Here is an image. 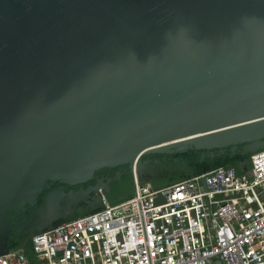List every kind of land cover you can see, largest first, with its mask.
<instances>
[{
  "label": "water",
  "instance_id": "obj_1",
  "mask_svg": "<svg viewBox=\"0 0 264 264\" xmlns=\"http://www.w3.org/2000/svg\"><path fill=\"white\" fill-rule=\"evenodd\" d=\"M191 150H264V0H0V257L8 214L50 183L122 165L138 181L143 157ZM74 202L50 192L19 227Z\"/></svg>",
  "mask_w": 264,
  "mask_h": 264
},
{
  "label": "built area",
  "instance_id": "obj_2",
  "mask_svg": "<svg viewBox=\"0 0 264 264\" xmlns=\"http://www.w3.org/2000/svg\"><path fill=\"white\" fill-rule=\"evenodd\" d=\"M36 233L34 264H264V150ZM0 264H33L22 250Z\"/></svg>",
  "mask_w": 264,
  "mask_h": 264
},
{
  "label": "trees",
  "instance_id": "obj_3",
  "mask_svg": "<svg viewBox=\"0 0 264 264\" xmlns=\"http://www.w3.org/2000/svg\"><path fill=\"white\" fill-rule=\"evenodd\" d=\"M201 153L202 152L191 150L184 154H177L174 156L158 154L145 156L142 158L144 168L138 175L137 182L139 185H150L153 189H160L168 185L190 179L202 173L210 172L219 167H231L237 174H243L249 171L250 154H243L242 152H239L232 155L227 150L224 155L200 161L199 156ZM163 159H165L166 162H162ZM154 160L160 161V164H154ZM175 160L176 162H174ZM146 161H150V164H147ZM116 173H119V177L115 176ZM106 174H109V177L112 178L111 182L108 184V192L103 191L99 193L98 201L91 207H87L85 203H81L83 207L82 211H75L67 217L59 218L52 223V226H57L61 223L100 211L104 207L101 203L102 198H104L109 205H115L128 200L133 196L135 180L127 165L115 168H103L96 171L94 173V177L96 178ZM94 181L95 180L93 178V180L83 185L93 184ZM78 186H74L73 188ZM46 191L47 190L43 191L40 195L38 204L33 207V209L36 210L42 205L43 195ZM7 245L10 251L22 250L27 258L33 264L35 263V255L32 251L30 241L24 242L23 239H18L15 232H12L10 239L7 241Z\"/></svg>",
  "mask_w": 264,
  "mask_h": 264
},
{
  "label": "flooded vegetation",
  "instance_id": "obj_4",
  "mask_svg": "<svg viewBox=\"0 0 264 264\" xmlns=\"http://www.w3.org/2000/svg\"><path fill=\"white\" fill-rule=\"evenodd\" d=\"M147 164H150V161H146ZM160 161L158 160H154L153 163L154 164H160ZM162 162H166L165 159L162 160ZM116 177H119V173L115 174ZM111 179L109 177V174L103 175V176H99V177H94V183L93 184H88V185H79L76 188L67 186V185H63V184H59V183H50V188L46 191V193L43 195V199L48 195V193L50 192H56V191H63L64 193H69L72 192L75 196V204H73L71 206V210L64 214L65 212L63 210L60 211V214L58 216V218H64L67 217L69 215H71L72 213H74L75 211H82L83 207L81 205V203H85L87 207H91L94 203H96L98 201V195L99 193L103 192L102 190H100L97 194L93 193L91 191V188L97 183V182H104L105 184H109L111 182ZM66 200L62 202V206L66 205ZM37 206V205H36ZM35 207V206H34ZM38 209V208H37ZM36 209V210H37ZM64 209V208H63ZM33 208H28V210L24 213H21L19 216L15 215L14 213L12 214H8L9 217L12 218V223H13V230L12 232H15L16 236L18 237V239H23L24 242L30 241V239L32 238V236L34 234H36L35 232H37V228H32V229H27L24 232L21 231V228L19 227V225L21 223H23L27 218H29V215L32 211H36Z\"/></svg>",
  "mask_w": 264,
  "mask_h": 264
}]
</instances>
